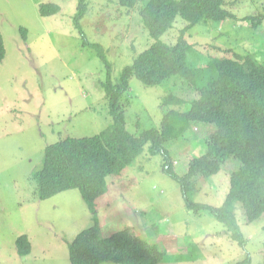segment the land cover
<instances>
[{"label":"rangeland","instance_id":"obj_1","mask_svg":"<svg viewBox=\"0 0 264 264\" xmlns=\"http://www.w3.org/2000/svg\"><path fill=\"white\" fill-rule=\"evenodd\" d=\"M119 1L87 0V12L80 21L86 39L104 47L113 81L154 42L141 23L142 3L128 9ZM77 3L0 0V33L6 51L0 63V264H70L68 244L93 225L77 190L40 200L31 176L41 169L47 146L68 137L96 135L111 124L101 87L105 67L95 50L82 46L83 38L74 28ZM41 4L56 5L60 11L41 17ZM225 6L233 18L186 30L190 60L203 66L208 58L250 54L264 65V22L252 29L245 20L264 8V0H227ZM185 26L178 17L161 40L175 44ZM185 87L178 77L156 87L131 79L125 109L129 132L138 135L159 128L166 97L171 90L184 97L190 91ZM170 108L182 111L183 106ZM213 128L192 123L181 140L169 143L177 174H185L187 159L200 154L201 142ZM163 165L162 155L152 156L145 150L120 175L106 178L108 192L96 208L100 237L128 229L158 247L165 257L160 264H237L247 255L251 264H261L264 220L246 223L237 211L247 240L246 249H240L207 212L195 214L186 208L179 184L163 172ZM238 167L239 162L230 159L218 174L197 178L191 200L222 205L230 175ZM22 234L32 245L31 254L23 258L15 250V239ZM194 247L196 261H171Z\"/></svg>","mask_w":264,"mask_h":264},{"label":"trees","instance_id":"obj_2","mask_svg":"<svg viewBox=\"0 0 264 264\" xmlns=\"http://www.w3.org/2000/svg\"><path fill=\"white\" fill-rule=\"evenodd\" d=\"M226 1L120 0V5L128 9L142 3L141 23L154 42L113 81L104 47L89 42L83 34L80 21L87 12V0H78L74 28L83 38L82 46L95 50L105 67L106 78L101 87L111 124L96 135L68 137L47 146L41 169L31 175L38 199L48 200L62 192L77 190L91 214L93 225L68 244L70 264H160L165 260L157 246L128 229L105 238L99 235L96 208L99 198L108 192L106 178L120 175L145 150L152 156H163V172L179 184L186 208L195 214L207 212L225 227L231 241L240 249H246L247 240L238 223L237 211L246 223L264 220V65L250 54H225L208 58L199 66L198 62L190 60L191 46L184 39L186 30L199 23L218 24L233 18L225 8ZM38 10L41 17H49L57 14L60 7L41 4ZM178 17L186 26L176 43L169 45L161 38L172 29ZM245 20L252 29L258 28L264 22V8ZM5 54L0 33V63ZM173 77L184 81L189 93L181 97L177 91L176 95L170 91L164 101L165 112L159 128L144 130L138 135L129 132L125 109L129 105L130 80L156 87ZM171 105L183 106V109L170 108ZM192 123L212 126L214 131L201 142L200 154L185 161L188 163L185 174H177L176 161L169 156L168 145L181 140ZM230 159L238 161L239 167L230 175L229 190L222 205L194 203L191 197L195 193L196 179L218 174ZM15 250L21 258L31 254L32 245L26 234L16 237ZM184 253L172 257L171 261H196L195 247ZM259 256L264 264V245ZM237 264H251L250 256Z\"/></svg>","mask_w":264,"mask_h":264}]
</instances>
